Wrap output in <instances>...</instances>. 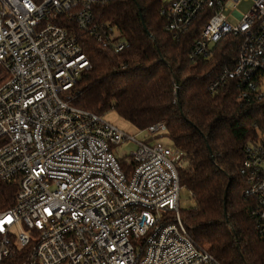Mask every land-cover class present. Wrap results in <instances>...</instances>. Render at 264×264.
Instances as JSON below:
<instances>
[{"label":"built area","instance_id":"built-area-1","mask_svg":"<svg viewBox=\"0 0 264 264\" xmlns=\"http://www.w3.org/2000/svg\"><path fill=\"white\" fill-rule=\"evenodd\" d=\"M110 1L0 0V182L19 186L14 205L0 206V264H221L181 221L188 207L178 173L184 154L156 140L164 123L140 130L139 141L106 114L68 102L91 68L78 33L115 52L127 47L120 31L97 17L96 7ZM243 1L168 0L162 14L177 40L206 20L192 60L237 38L234 67L224 68L211 90L231 80L249 99L264 96V0L241 14ZM125 141L138 146L126 170L115 154ZM242 173L264 231V138L247 146Z\"/></svg>","mask_w":264,"mask_h":264},{"label":"trees","instance_id":"trees-1","mask_svg":"<svg viewBox=\"0 0 264 264\" xmlns=\"http://www.w3.org/2000/svg\"><path fill=\"white\" fill-rule=\"evenodd\" d=\"M167 5L111 0L96 7L97 17L115 26L127 47L115 52L78 33L91 68L68 102L95 114L115 110L139 130L164 123L163 137L184 154L180 185L195 201L180 210L191 239L221 264H264V231L242 173L247 146L264 138V96L243 99L231 80L213 92L220 72L235 65L238 39L227 37L208 58L192 60L206 20L197 19L177 40L162 14ZM120 163L128 168L125 159ZM18 191L17 183L0 182V206L12 207ZM168 218L176 220L175 214Z\"/></svg>","mask_w":264,"mask_h":264},{"label":"rangeland","instance_id":"rangeland-1","mask_svg":"<svg viewBox=\"0 0 264 264\" xmlns=\"http://www.w3.org/2000/svg\"><path fill=\"white\" fill-rule=\"evenodd\" d=\"M165 1H168V0H165ZM252 5H253L252 0H245L241 2L240 4H238L236 10L241 14H245L246 12L250 10ZM233 22H235V20H233ZM4 78H5V72L4 70L0 68V81H2ZM105 119L106 121H108L109 123L117 127L119 130H121L122 132L128 135H131V136H137V139L139 141L142 140L143 136L141 134V131L137 129L135 126H133L130 122L125 120L123 117H121L115 110L109 111L105 115ZM163 135H164V132H162L157 137L156 140H161L166 146L172 147L173 145L171 141L167 137H163ZM156 140H152L150 143L152 144ZM137 147L138 146L135 142L125 141L116 148L115 154L122 159L130 160L131 154L136 151ZM191 199L192 198L190 197L189 192L187 190H183L181 193L182 204L186 203L188 204V206H190ZM133 243H134V240H133Z\"/></svg>","mask_w":264,"mask_h":264}]
</instances>
